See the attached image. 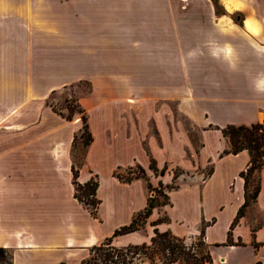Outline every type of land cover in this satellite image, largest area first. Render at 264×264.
I'll use <instances>...</instances> for the list:
<instances>
[{"label":"crops","instance_id":"1","mask_svg":"<svg viewBox=\"0 0 264 264\" xmlns=\"http://www.w3.org/2000/svg\"><path fill=\"white\" fill-rule=\"evenodd\" d=\"M220 1L226 13H245L243 22L206 24L209 28H204L205 24H196L192 28L236 31L234 38L231 34H221L216 38L225 40V37H231L237 42L236 50L228 55L238 64L230 66L226 62L224 68L217 63L219 67L212 76L217 81L207 82L208 90L201 92L199 98L220 104L216 107L219 111H229L237 118H250L251 124L256 123L264 113V0H234L242 7L238 6L232 11L227 10L224 0ZM147 3L154 2L151 0ZM158 14L159 11H154L152 5L145 6L143 0H0V248L11 252V264H80L88 256L90 248L100 245L119 227L128 225L133 216L146 206L148 193L137 208L129 207L126 199L131 191L134 193L145 186L144 180L123 183L113 175L114 172L136 161L149 173L150 163L137 150V146H129L127 141L123 143L127 150L124 157L113 150L116 142L109 141L106 119L103 116L102 121L98 122L90 108L91 99H97L94 88L90 98L80 100L82 107L88 111L93 141L85 154L84 164L75 168L72 147L74 137L80 130V119L74 116L70 121L65 120L45 103L49 94L58 89L57 85L16 88L15 32L71 31L72 37H77L78 41H72V45L78 49H75V53L79 54L77 58L73 54L76 64L89 62L87 56L93 54L86 56L80 46L103 47L97 55L100 61L119 60L126 66L131 54L125 47L135 48L137 65L134 74L122 68L119 78L134 75L137 91H142L145 78L144 47H151L152 66L148 71L151 73L152 87L157 86L158 93L170 97L175 91L172 80L175 78L176 24L154 21V16ZM248 21L251 28L247 26ZM252 29L261 33L253 34ZM133 32H136L135 38ZM64 38L61 40L67 41ZM170 43L173 44L172 49ZM167 44L166 60L160 55V48ZM223 52V55H227ZM27 57L25 62L30 61V57ZM86 72L81 67L64 71L66 80L59 83V88L81 79L93 82ZM163 79H167V84ZM158 88H162V91ZM230 157L241 159V164L246 159L249 161L246 152L227 155L223 159ZM155 159L160 164V160ZM73 167L78 172L77 182L81 185L91 178H97L95 198L99 205L96 216L75 197ZM217 175L214 173L211 183L203 189L202 200L203 193ZM258 175L260 190L253 204L255 210L264 216V166ZM243 185V179L237 176L233 192H230L234 202L225 231L244 202ZM177 193H183V190L174 191L170 194L171 198ZM106 203L123 207L119 210L114 207L107 214L104 210ZM122 210L125 212L124 218L110 225L111 216L120 215ZM159 214L160 210L155 208L143 231L118 236L113 239V245L124 247L147 243L151 235L147 237L142 234L146 233L147 227L152 228L151 224ZM258 221L251 219L250 225L246 217L241 218L232 232L235 245L228 246V249H237L241 246L236 244L245 246L251 242L263 248L264 217ZM169 225L161 223L155 228L160 232L169 231ZM214 226L206 232L208 243L212 242L210 245L226 239L224 236L218 242L210 241L209 233ZM188 235L190 233L184 236ZM218 249L213 247L212 252ZM223 261L220 259L219 263ZM139 264L149 263L144 261ZM211 264L216 263L212 260Z\"/></svg>","mask_w":264,"mask_h":264},{"label":"rangeland","instance_id":"2","mask_svg":"<svg viewBox=\"0 0 264 264\" xmlns=\"http://www.w3.org/2000/svg\"><path fill=\"white\" fill-rule=\"evenodd\" d=\"M143 1L145 6L152 5L154 11H159L160 14L154 16V21L160 24L172 22L176 24L175 78L172 80L175 91L170 97L163 96L162 92L158 93L157 86L152 87L153 81L148 71L152 66L151 47H144L145 78L142 91H137L135 88L137 81L134 75L132 76L137 65L134 57L135 48L125 47V50L127 49L131 54L126 66L119 60L100 61L97 55L103 47L80 46L86 56L89 53L93 54L87 56L89 62L76 64L73 58H77L79 54L75 53L77 48L72 45V41H78L77 37H72L71 31L15 32L16 88L20 90L29 85L32 88L57 85L58 89L49 94L45 103L62 116H67L69 109L76 111L78 106L81 107L86 114L88 127V111L82 107L80 100L90 98L95 88L97 99H91L90 108L93 109L94 117L98 122L102 121L103 116L106 119L109 141L116 142L113 150L124 157L127 150L123 143L127 141L129 146L133 145L134 148L137 146V150L150 162L149 173H146V169L136 161L115 171L124 179L132 178L134 181L138 177L145 182L144 187L135 190L134 193L131 191L126 196L129 207L141 206L146 193H148L147 199L155 195L162 202L163 198L157 195V192H164L169 197L170 205L158 208L160 214L154 223L157 221L169 223V231L178 236L183 235L187 251L189 250L194 257L200 258L208 251L216 264H264V247L255 246L254 242L245 246L239 243L241 247L228 249L229 243L235 244L232 236L234 228L230 230V225L236 214L225 231V223L231 214L234 202L230 198V192H233L235 178L246 169L248 160L241 164V159L234 160L231 157L223 159L225 156L220 158L223 150L228 148L222 130L228 125H250L251 119L237 118L229 111L226 113L219 111L216 107L220 104L199 98L201 92L208 90L206 83L215 80L212 76L215 73L213 71L219 67L218 64L224 68L226 62L230 66L238 64L228 55L233 53L238 45L233 40L237 32L192 28L196 24H205L204 28H209L206 24L212 23L241 24L245 13L238 11L226 13L220 0H153L152 4L147 3L151 0ZM237 6L242 7L239 3ZM135 33L133 32V38ZM251 33L259 35L261 32L251 31ZM221 34H231L233 38L217 39L216 37ZM62 37H66L64 39L67 41L61 40ZM172 45L170 43V49ZM167 49L168 44L160 48V55L166 60ZM223 51L227 55H223ZM169 55L172 60V53ZM27 56L30 57V61L25 62ZM77 67L86 69L87 75L93 79V82L81 79L59 88L66 80L64 71ZM122 68L132 72L126 79L119 78ZM163 80L167 84V79ZM160 83L162 84V80ZM232 91L231 89L230 92ZM74 116L80 119V130L72 147L73 164L78 168L84 164L88 147L84 146L86 134L81 135L82 115L75 113ZM263 122L264 113L259 116V121L256 123ZM155 158L160 160V164H157ZM161 170H164V175L160 173ZM214 173L218 175L203 193L202 200V191L211 183ZM258 177V172L252 175L250 192L252 186L257 183ZM179 189H182L183 193H177L171 198L170 194ZM114 207L119 210L123 206L106 203L105 213L110 214ZM124 214V210L120 215L112 214L109 224L114 225L121 221ZM243 217H246L251 225V219L262 221L264 216L255 210L254 204L250 203L244 209L241 218ZM153 224H151L152 228L147 227L143 236H153L152 231L156 227ZM213 225L215 226L208 237L210 241L218 242L224 236L226 239L221 243L210 245L212 242L208 243L206 232ZM201 230H204L203 239L199 236ZM228 232H230L229 237ZM188 233L190 235L185 237L184 235ZM149 242L150 239L147 244ZM202 242L206 246L202 245ZM213 247L220 249L212 252ZM220 259L224 261L219 263ZM11 260L10 251L0 253V264H11ZM145 262L151 264L148 260ZM152 264L159 262L155 260Z\"/></svg>","mask_w":264,"mask_h":264},{"label":"trees","instance_id":"3","mask_svg":"<svg viewBox=\"0 0 264 264\" xmlns=\"http://www.w3.org/2000/svg\"><path fill=\"white\" fill-rule=\"evenodd\" d=\"M75 113L82 115L83 126L81 129V135L83 133L86 134L84 146L87 148L92 143L93 138L89 131L87 117L84 110L78 106L76 111L69 109V114L67 116H62L61 114L60 116L65 120L70 121ZM81 135H79V137ZM222 135L228 142V148L223 150L220 154V158L227 155H237L243 151H246L249 156L246 169L239 174L244 181V202L238 209L236 216L230 225V230H232L237 225L239 219L243 216L244 209L249 206L250 203H255L259 194V177L257 183L252 186L251 192L249 191V186L252 182L250 181L252 175L255 172L259 173L264 166V122L252 123L250 125H228L222 130ZM76 140L77 137L75 136L73 144ZM142 173L144 177L143 170ZM160 173L164 175V170H161ZM211 173L212 170L210 174ZM113 175L123 183H130L132 181V178L124 179L116 172H114ZM77 177L78 172L73 167L75 197L80 202L87 205L91 210V214L96 216L97 207L99 205V201L95 198L98 181L91 178L87 183L81 185L77 182ZM136 179L139 178L137 177ZM157 195L162 196V202H160L155 195L149 197L145 208L136 213L128 225L119 227L113 232L111 237L105 239L100 245L90 248L88 257H86L80 264H139L145 260L150 261L151 264L155 262V260H157L159 264H211L212 258L208 251H206L200 258L194 257L189 250L187 251L185 239L183 237L175 236L170 231L160 232L157 228L154 229L153 236L148 244L143 243L140 245H128L124 247L113 245L114 238L143 230L147 224L149 216L155 208L170 205L169 197L166 193H160L158 191ZM88 197L91 199H88ZM160 223V221H157L153 226H157ZM199 236L203 239L204 230H201ZM229 236L230 232H228V237ZM202 245L206 246L203 242ZM228 245L234 246L235 244L229 243ZM5 252V249L0 248V253Z\"/></svg>","mask_w":264,"mask_h":264},{"label":"bare ground","instance_id":"4","mask_svg":"<svg viewBox=\"0 0 264 264\" xmlns=\"http://www.w3.org/2000/svg\"><path fill=\"white\" fill-rule=\"evenodd\" d=\"M224 4H225V7L227 8V10H229V11H232L234 8L238 7V6H237V3L234 2V0H224ZM237 10H238V9H237ZM247 26H248L249 28H251V24H250L249 21L247 22ZM252 31L254 32L253 29H252Z\"/></svg>","mask_w":264,"mask_h":264}]
</instances>
